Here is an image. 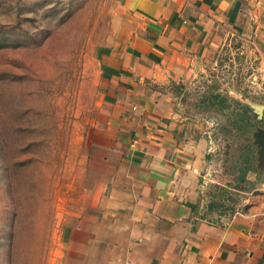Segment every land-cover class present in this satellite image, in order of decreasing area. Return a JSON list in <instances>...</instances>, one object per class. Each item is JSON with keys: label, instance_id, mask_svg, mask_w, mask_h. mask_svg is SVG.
<instances>
[{"label": "crops", "instance_id": "0c3cea01", "mask_svg": "<svg viewBox=\"0 0 264 264\" xmlns=\"http://www.w3.org/2000/svg\"><path fill=\"white\" fill-rule=\"evenodd\" d=\"M100 19L101 130L85 138L81 214L59 264H264V194L238 190L228 217L208 210L204 192L234 190V177L208 131H184L171 91L232 42L263 79L264 0H110Z\"/></svg>", "mask_w": 264, "mask_h": 264}, {"label": "rangeland", "instance_id": "374dc122", "mask_svg": "<svg viewBox=\"0 0 264 264\" xmlns=\"http://www.w3.org/2000/svg\"><path fill=\"white\" fill-rule=\"evenodd\" d=\"M109 2L0 0V264H59L61 232L79 219L85 138L101 130L97 51L106 32L100 10ZM240 52L236 42L225 46L177 91L184 131H208L215 162L234 177V190L204 192L208 210L224 217L236 209L238 190L264 194L253 192L264 168L257 166V183L238 179L237 128L195 104L228 92L264 107V78Z\"/></svg>", "mask_w": 264, "mask_h": 264}, {"label": "trees", "instance_id": "16d2710c", "mask_svg": "<svg viewBox=\"0 0 264 264\" xmlns=\"http://www.w3.org/2000/svg\"><path fill=\"white\" fill-rule=\"evenodd\" d=\"M183 87L182 83H171V91L177 97V91H181ZM206 94L204 98L196 102L195 107L202 108V111L206 110V112L211 111L217 115L227 116L232 121L231 124L237 128L238 131L232 133L231 136L241 142V149H238L239 155L236 158V171L240 175L238 179L244 182L249 171L257 173V166L264 168V143L262 142L264 118L259 119L253 108L228 92ZM212 188L225 191V188H220L217 185Z\"/></svg>", "mask_w": 264, "mask_h": 264}, {"label": "water", "instance_id": "95a60500", "mask_svg": "<svg viewBox=\"0 0 264 264\" xmlns=\"http://www.w3.org/2000/svg\"><path fill=\"white\" fill-rule=\"evenodd\" d=\"M262 110H264V108H258V112H261Z\"/></svg>", "mask_w": 264, "mask_h": 264}]
</instances>
